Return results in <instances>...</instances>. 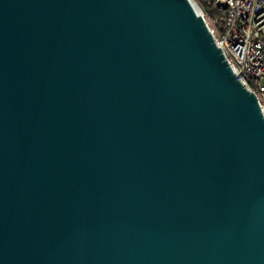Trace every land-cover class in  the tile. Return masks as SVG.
<instances>
[{
    "label": "water",
    "instance_id": "obj_1",
    "mask_svg": "<svg viewBox=\"0 0 264 264\" xmlns=\"http://www.w3.org/2000/svg\"><path fill=\"white\" fill-rule=\"evenodd\" d=\"M0 264H264V118L192 0H0Z\"/></svg>",
    "mask_w": 264,
    "mask_h": 264
},
{
    "label": "built area",
    "instance_id": "obj_2",
    "mask_svg": "<svg viewBox=\"0 0 264 264\" xmlns=\"http://www.w3.org/2000/svg\"><path fill=\"white\" fill-rule=\"evenodd\" d=\"M237 80L264 118V0H192Z\"/></svg>",
    "mask_w": 264,
    "mask_h": 264
}]
</instances>
